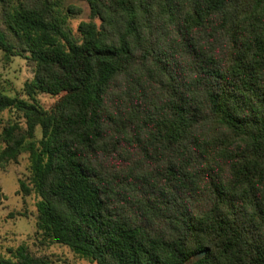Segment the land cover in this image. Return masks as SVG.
Instances as JSON below:
<instances>
[{
  "label": "trees",
  "instance_id": "obj_1",
  "mask_svg": "<svg viewBox=\"0 0 264 264\" xmlns=\"http://www.w3.org/2000/svg\"><path fill=\"white\" fill-rule=\"evenodd\" d=\"M84 1L76 38L50 0H0V49L33 63L26 98L0 91L24 120L0 164L27 154L40 242L94 264H264V0Z\"/></svg>",
  "mask_w": 264,
  "mask_h": 264
},
{
  "label": "rangeland",
  "instance_id": "obj_2",
  "mask_svg": "<svg viewBox=\"0 0 264 264\" xmlns=\"http://www.w3.org/2000/svg\"><path fill=\"white\" fill-rule=\"evenodd\" d=\"M54 12L65 20V26L74 37H78L77 25L81 21L90 20V10L84 0H50ZM98 22L97 19H94ZM33 76V63L20 55L5 56L0 49V91L9 95L24 97V83ZM36 98L41 106L49 108L57 98L45 92H38ZM0 132L9 121L24 120L15 111H3L1 114ZM36 138L40 137V129L36 128ZM0 143V149L2 148ZM26 153L16 160L0 164V253L9 256V248L18 245L26 246L28 252L34 255L46 256L54 263L63 264H94L86 258L73 253L66 245L49 241L40 242V236L35 233V218L37 214L36 201L38 195L33 191L23 194L19 190V181L30 185V171Z\"/></svg>",
  "mask_w": 264,
  "mask_h": 264
},
{
  "label": "water",
  "instance_id": "obj_3",
  "mask_svg": "<svg viewBox=\"0 0 264 264\" xmlns=\"http://www.w3.org/2000/svg\"><path fill=\"white\" fill-rule=\"evenodd\" d=\"M206 249H203L202 251L195 254V258L201 257L205 253Z\"/></svg>",
  "mask_w": 264,
  "mask_h": 264
}]
</instances>
